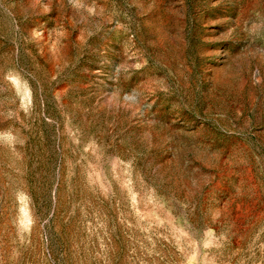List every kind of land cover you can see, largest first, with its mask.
Segmentation results:
<instances>
[{
	"label": "rangeland",
	"instance_id": "374dc122",
	"mask_svg": "<svg viewBox=\"0 0 264 264\" xmlns=\"http://www.w3.org/2000/svg\"><path fill=\"white\" fill-rule=\"evenodd\" d=\"M0 264H264V0H0Z\"/></svg>",
	"mask_w": 264,
	"mask_h": 264
}]
</instances>
